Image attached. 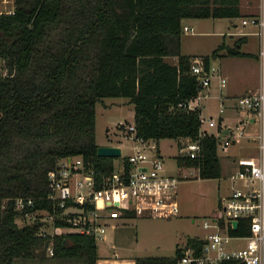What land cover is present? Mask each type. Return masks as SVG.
<instances>
[{
    "label": "trees",
    "instance_id": "1",
    "mask_svg": "<svg viewBox=\"0 0 264 264\" xmlns=\"http://www.w3.org/2000/svg\"><path fill=\"white\" fill-rule=\"evenodd\" d=\"M240 1L15 0L13 12H0V264L47 249L49 236L28 212L52 208L48 176L60 157L81 155L100 173L114 168L117 156L97 150L96 104L105 96L134 103L137 135L200 139L199 156L179 154V165L197 167L201 177L221 175L219 136L202 129L200 107L179 105L199 85L190 70L195 56L181 52V35L185 17L241 16ZM221 47L201 55L207 65ZM229 52L247 54L237 47ZM18 197L26 202L22 210ZM237 232H248L242 219ZM97 243L90 234L64 232L55 236L53 255L98 264ZM181 254L178 245L171 255L135 261L179 264Z\"/></svg>",
    "mask_w": 264,
    "mask_h": 264
},
{
    "label": "built area",
    "instance_id": "2",
    "mask_svg": "<svg viewBox=\"0 0 264 264\" xmlns=\"http://www.w3.org/2000/svg\"><path fill=\"white\" fill-rule=\"evenodd\" d=\"M3 1H11L13 5L0 12L15 10V0ZM242 22L259 25V33L263 35L264 0L260 12L242 17ZM190 28L184 25V29ZM260 61L259 86L242 95L238 102L239 122H243L244 127L238 124L240 130L237 132L233 126H229L230 131L226 134L222 129L216 132L224 148L241 136H249L256 141L257 150L238 157V166L229 174L231 189L221 198L220 211L204 220L208 230L200 237L203 238L202 245H184L179 264H222L223 261L264 264V45L260 48ZM190 70L197 76L198 93L180 101L179 105L195 108L200 99L208 95L202 91L211 85L213 76H219L222 84L226 78L220 75L216 66L207 65L201 55L192 59ZM201 119L202 129L207 130L203 127L204 120H209L210 125L217 124L214 117ZM121 124L130 132L134 151L123 156L112 171L100 173L81 155L69 154L60 157L49 172V190L45 198L49 199L52 208L28 212V218L37 220L39 232L49 236L47 251L51 255L55 253L57 234L82 232L94 236L98 242L105 238L109 220L123 217L125 213L170 217L180 212L176 198L178 185L181 177L190 174L167 172L165 158L158 151V140L137 135L134 122L122 121ZM201 148L198 138H188L181 146L183 154L189 157L199 156ZM32 200L29 198L27 202L32 203ZM25 203L23 197L16 200L20 210ZM233 218L239 220L237 227L232 223ZM240 219L248 232H237ZM47 221L51 222V230L44 228ZM105 260H109L108 264H136L135 259H121L118 255ZM99 264L107 263L100 261Z\"/></svg>",
    "mask_w": 264,
    "mask_h": 264
},
{
    "label": "rangeland",
    "instance_id": "3",
    "mask_svg": "<svg viewBox=\"0 0 264 264\" xmlns=\"http://www.w3.org/2000/svg\"><path fill=\"white\" fill-rule=\"evenodd\" d=\"M12 5L11 1L7 3L0 0V10H6ZM185 24L192 28L182 30L181 52L192 57L212 54L213 50L225 40L230 42L229 34L224 38V32L228 31L230 26L258 27L252 23L243 24L242 16L185 17L183 26ZM261 36L263 37L262 34L254 35V43L251 45L253 49L256 48L258 38ZM167 57V60H173L171 56ZM206 90L203 89L202 93ZM240 97L236 96L237 102ZM219 101L221 100L218 97L202 98V116L209 118L213 114L218 120L219 115L223 114L225 123L233 126L234 131L240 130L238 124L244 127L243 122H239L241 116L238 108L220 111ZM122 121L135 122L134 103L128 97L105 96L97 102L96 140L99 144L121 145L122 154L114 159L116 165L123 156L134 151V141L130 132L121 124ZM203 127L214 132L217 129L216 126L209 124V120L203 121ZM184 138L162 137L158 139L167 172L180 173L181 166L177 156L184 152L181 150V146L186 141ZM250 141L251 139L247 136H241L236 144L231 143L228 148H224L221 142L219 143L218 153L226 171L229 167L227 152L234 150L242 154L251 153L254 148L249 145ZM252 142L256 141L253 139ZM185 172H188L190 176L181 177L178 185L176 198L180 204L179 214L166 217L149 213L146 215L125 213L123 217L110 219L105 238L97 243L99 257L113 258L118 255L121 259H135L138 255H171L177 244L184 245L189 236H203L208 230L204 227V220L220 211L221 196L229 190L230 182L228 178L201 177L198 168H183L181 173ZM17 219L20 223L26 220L22 215H19ZM44 228L51 230V222L47 221ZM15 264H88V262L81 258L51 255L43 246L38 247L32 257H18Z\"/></svg>",
    "mask_w": 264,
    "mask_h": 264
},
{
    "label": "crops",
    "instance_id": "4",
    "mask_svg": "<svg viewBox=\"0 0 264 264\" xmlns=\"http://www.w3.org/2000/svg\"><path fill=\"white\" fill-rule=\"evenodd\" d=\"M240 7H241L242 17L258 14L262 7V0H241ZM259 30H260L259 25L258 27L255 26L251 28H241L239 25H235V27L230 26L229 30L224 32V36H225L224 38H226L227 34L230 35L229 37L230 42H226L225 40L222 43L223 48L219 50V52L216 55L211 56V64L218 68L220 75L226 78V82L225 84H222V81L219 76L217 75L213 76L211 85L205 88L207 89L205 92L208 93V95L202 98H207L210 96L218 97L221 100L219 101L220 111H224L225 109L228 110L235 109V107L238 108L239 110L236 96H242L249 91L257 89V87L259 86L261 79L260 48L264 45V34L263 37L261 36L258 38L257 46H255L256 48L254 47L255 49H253V47L251 46L254 43L253 41V39L255 38L254 35L260 36ZM231 47H237L238 49L246 52L247 54H231L229 52ZM167 56H165L166 60L168 58ZM169 56L173 58V60H168L169 62L176 63L178 61L177 55H169ZM201 99L198 105V107L200 108H202ZM195 101L196 100L193 101L194 104H197V101L196 102ZM222 105H223V110H221ZM240 116H241V112H240ZM201 117H203L202 114ZM210 117H214L213 114L210 115ZM211 126H216L217 127L216 132H217L218 129L223 130L225 127H229L230 125L225 123L224 115L220 114L219 119L217 120V124ZM247 137L251 139L249 145L254 148L253 152L248 154H242L239 153L238 151H234L230 149L231 151L227 152V158L229 163V167L227 171L224 169L223 164H221V175L218 177L228 178L230 182L229 190L231 189V181L229 179V174L232 170H234L238 166L237 163L238 157L242 155L253 154L257 150V147L255 145L256 142L253 143L252 142L253 139L249 136ZM184 139L187 140L188 137H185ZM220 140H218V145L220 143ZM236 142L237 140L233 141L232 143L236 144ZM158 151L160 152V147H158ZM160 154L163 155L161 152ZM180 166H181L180 173L183 168L185 169L197 168L191 165H180ZM229 190L226 193H224L221 196V198L227 193H229L230 192ZM186 244L188 243L186 242L184 245ZM178 245L179 244H177V246ZM184 245H179V246L183 247ZM105 259L106 258L99 257L98 264L100 263V261L108 264L109 260H105Z\"/></svg>",
    "mask_w": 264,
    "mask_h": 264
},
{
    "label": "water",
    "instance_id": "5",
    "mask_svg": "<svg viewBox=\"0 0 264 264\" xmlns=\"http://www.w3.org/2000/svg\"><path fill=\"white\" fill-rule=\"evenodd\" d=\"M229 131L230 127H225L222 130V133L226 134ZM97 150L100 155L120 156L122 154V147L118 144H99ZM238 222V218L232 219L234 227L238 226Z\"/></svg>",
    "mask_w": 264,
    "mask_h": 264
}]
</instances>
